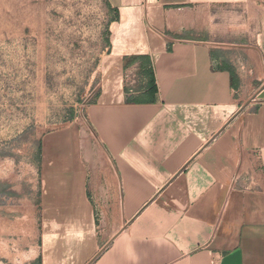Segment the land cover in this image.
Listing matches in <instances>:
<instances>
[{
	"label": "crops",
	"instance_id": "obj_1",
	"mask_svg": "<svg viewBox=\"0 0 264 264\" xmlns=\"http://www.w3.org/2000/svg\"><path fill=\"white\" fill-rule=\"evenodd\" d=\"M105 2L86 122L41 141L39 264H264V0Z\"/></svg>",
	"mask_w": 264,
	"mask_h": 264
},
{
	"label": "rangeland",
	"instance_id": "obj_2",
	"mask_svg": "<svg viewBox=\"0 0 264 264\" xmlns=\"http://www.w3.org/2000/svg\"><path fill=\"white\" fill-rule=\"evenodd\" d=\"M113 17L105 0H0V264H39L41 141L86 122Z\"/></svg>",
	"mask_w": 264,
	"mask_h": 264
},
{
	"label": "trees",
	"instance_id": "obj_3",
	"mask_svg": "<svg viewBox=\"0 0 264 264\" xmlns=\"http://www.w3.org/2000/svg\"><path fill=\"white\" fill-rule=\"evenodd\" d=\"M141 59V58H140ZM144 61H146L145 58H142ZM149 78H150V91L152 92V94H156V85H155V78L153 76V73L151 71L147 72Z\"/></svg>",
	"mask_w": 264,
	"mask_h": 264
}]
</instances>
